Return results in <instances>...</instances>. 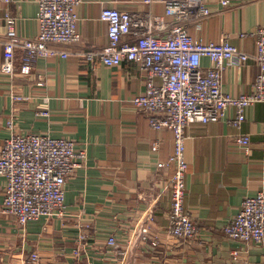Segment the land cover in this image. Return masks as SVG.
<instances>
[{
    "label": "crops",
    "instance_id": "1",
    "mask_svg": "<svg viewBox=\"0 0 264 264\" xmlns=\"http://www.w3.org/2000/svg\"><path fill=\"white\" fill-rule=\"evenodd\" d=\"M204 1L211 15L189 23L187 32L202 43L225 38L248 55L243 64H226L221 90L234 98L249 95L258 74L254 33L264 27V0H231L227 7ZM37 2L0 3V152L12 133L37 134L73 141L86 159L66 180L63 212L24 227L1 213L7 181L0 177V264H33L32 257L35 264H264V243H241L223 232L245 198L264 192V104L248 107L239 128L229 123L233 108L218 122L187 127L184 210L197 233L191 241H177L168 232L174 168L156 167L173 154V136L152 129L147 113L131 102L146 91L145 72L133 62L108 67L73 57L108 44L107 26L99 19L103 8L161 17L167 27L175 19L164 15L162 3L83 0L76 11L79 42L67 47L72 57L38 59L28 76L8 77L1 72L5 14L15 17L19 38L33 39L39 31ZM156 33L165 36L169 29ZM211 66L201 59L203 69ZM241 135L249 138L246 148L235 142ZM142 226L148 228L145 240Z\"/></svg>",
    "mask_w": 264,
    "mask_h": 264
},
{
    "label": "built area",
    "instance_id": "2",
    "mask_svg": "<svg viewBox=\"0 0 264 264\" xmlns=\"http://www.w3.org/2000/svg\"><path fill=\"white\" fill-rule=\"evenodd\" d=\"M14 0H0L11 4ZM143 4L162 3L164 15L175 19L167 27L162 18L134 15L114 8H103L99 19L107 26L108 44L102 49L78 53L73 57L89 63L98 61L108 67L123 61L133 62L146 74V91L132 99V104L147 113L152 129L167 130L173 136V154L166 162H158V169L173 166L168 181L171 209L168 213V232L177 241L188 242L196 237L197 229L184 210L185 131L191 124H208L222 120L229 108L235 117L229 123L239 128L245 120V111L256 104H264V27L255 30L256 52L253 56L258 74L249 95L232 97L221 90V76L226 64H243L248 55L222 39L216 43H202L187 32L192 21H201L211 15L204 0H142ZM83 0H38L37 21L39 31L33 39H21L15 33L16 19L5 14V40L1 72L13 77L17 72L28 76L36 60L42 58H70L67 47L79 42L77 8ZM223 7L231 0H219ZM169 29L165 36L156 32ZM206 57L212 66L201 67ZM158 79L159 83L155 84ZM41 85V83H39ZM17 98V97H16ZM19 100V98H17ZM14 99V100H17ZM47 116V113H42ZM12 130L13 120L8 123ZM243 148L249 143L247 136L235 138ZM154 150L157 149L155 144ZM84 150L73 141L47 135L15 134L5 141L0 152V177L6 179L1 213L11 216L20 227L42 217H52L64 210L66 180L85 161ZM146 218L152 221L148 210ZM90 227H85L87 231ZM231 240L241 243H264V192L245 198L236 217L223 229ZM139 234L147 239L148 228L142 226ZM86 233L79 236L84 241ZM152 246H157L152 241ZM110 247L115 239H108ZM32 263L37 259L32 257Z\"/></svg>",
    "mask_w": 264,
    "mask_h": 264
}]
</instances>
